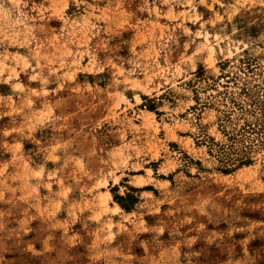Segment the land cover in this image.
I'll return each instance as SVG.
<instances>
[{
	"label": "rangeland",
	"instance_id": "374dc122",
	"mask_svg": "<svg viewBox=\"0 0 264 264\" xmlns=\"http://www.w3.org/2000/svg\"><path fill=\"white\" fill-rule=\"evenodd\" d=\"M243 83L264 0H0V264H264V148L200 139Z\"/></svg>",
	"mask_w": 264,
	"mask_h": 264
},
{
	"label": "trees",
	"instance_id": "16d2710c",
	"mask_svg": "<svg viewBox=\"0 0 264 264\" xmlns=\"http://www.w3.org/2000/svg\"><path fill=\"white\" fill-rule=\"evenodd\" d=\"M238 89L239 91L228 90V87H225V91L217 89L218 95H224L218 101L222 137L217 139L203 133L200 138L219 159L222 170L226 173L251 164L255 152L264 148V96H260V91L264 88L253 89L243 83ZM208 103L210 102H203V105ZM149 107L154 108L153 105ZM135 191L138 189L131 187L124 195L115 194L114 200L123 210L131 211L139 199Z\"/></svg>",
	"mask_w": 264,
	"mask_h": 264
}]
</instances>
